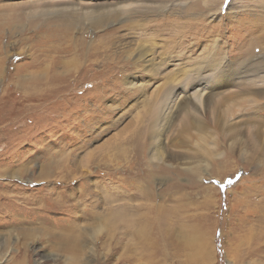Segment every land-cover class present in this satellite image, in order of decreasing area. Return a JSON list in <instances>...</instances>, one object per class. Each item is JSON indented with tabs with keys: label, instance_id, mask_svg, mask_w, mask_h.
I'll list each match as a JSON object with an SVG mask.
<instances>
[{
	"label": "rangeland",
	"instance_id": "374dc122",
	"mask_svg": "<svg viewBox=\"0 0 264 264\" xmlns=\"http://www.w3.org/2000/svg\"><path fill=\"white\" fill-rule=\"evenodd\" d=\"M183 1L68 28L46 16L67 0H0V264H264V97L225 86L164 115L201 63L264 57V0Z\"/></svg>",
	"mask_w": 264,
	"mask_h": 264
},
{
	"label": "bare ground",
	"instance_id": "6f19581e",
	"mask_svg": "<svg viewBox=\"0 0 264 264\" xmlns=\"http://www.w3.org/2000/svg\"><path fill=\"white\" fill-rule=\"evenodd\" d=\"M67 1H68L67 4H62L64 6H59L61 4H58L50 8L49 13L46 16H49L51 18L53 17L54 21L56 20L57 22H59L60 26L61 25L67 26L68 28H72L73 25L80 24L81 20H83V19L80 20L75 15L87 16V18H84L85 16H83V18L88 19L87 22H89V24L91 23L94 27H97L102 23H104L106 20L108 21L109 19L112 21L125 20L129 22L132 20L133 15H136L137 13H139L141 16H145L147 14V16L149 17L153 14L161 15L167 12L169 9L174 10L175 7H184L185 5L183 3L184 2L183 0H147L142 3L140 2L129 3L130 0H102L103 4H101V2L100 3L98 2L97 4L98 6L95 7L92 5L90 6L89 4L83 5V2L75 3L74 0L73 1L67 0ZM91 1L95 2L96 0H91ZM223 1L220 3L219 0H204V3L207 6L205 12L217 10V5L220 4L218 7V13L219 12L221 13ZM248 3H249L248 0H231V2L227 6L228 9L227 15L234 13V15L239 16L240 12L241 13L244 12L245 9L249 7ZM73 4H77V5H73ZM107 5L113 6L110 7L109 9L110 14L107 15V18L104 16L100 17V15L89 18L94 12L101 13V8ZM55 10L57 12L56 14H54ZM188 11L190 12L193 11V6L189 10H183V12H188ZM214 16L215 14L211 15V18H213ZM253 45L254 44H250L246 48L247 49L246 51L247 53H249V55H251L252 52H256L255 51L256 48H259L256 47L255 49H253L254 51H252ZM151 55H152V49L150 47L147 48V51L141 49V51L138 53L135 59L136 63L145 61V59L146 58L148 59L149 57H151ZM214 59L216 60L217 57ZM248 59L249 61L247 64L242 62L239 65H234V63H229L230 64L229 65L227 64V62L222 60L221 64H219L220 61L219 62L216 61V64L205 66L204 65L205 62H203L194 69L195 73H189V72L185 73L183 79H181L182 83L173 86L172 96L170 94L171 96L170 101L165 106V111L163 110L165 113L164 114L165 117L166 115H168V110L171 109L172 107H174L175 109L178 108V110H180V108H183V105L187 101L201 102L205 98L206 100H208V96H210L213 91L219 90L225 86L229 87L231 85L232 86L234 85L235 87H242L243 90H241L240 92H235L234 94L244 93V94H251L259 97H264V57L263 56L256 57L252 55V57H249ZM211 62L209 64H211ZM145 63L147 64V68L155 65L152 62V59L146 60ZM238 67H242V68H238ZM199 74H204V75L201 78V75ZM41 76L42 75H40L39 77ZM184 81H188V82L184 83ZM129 83L132 84L133 82H129ZM229 95H233V94L230 93ZM204 107H206V105ZM202 109L203 106L201 107V110ZM193 122L194 121L192 120V118L187 120V124H194ZM199 128L205 129L207 127L206 125L200 124ZM188 130L189 128L185 127L183 131L187 132ZM197 172L198 171H196V174H199ZM47 173L48 172H45L43 175H47ZM122 208L124 209L121 212L120 211L121 207H118L113 214H110V218L116 219V221L122 219L124 224H127L128 220L130 219L129 217L130 212L128 211L126 206ZM126 228L128 229V227ZM128 232H130L131 235H133L132 231L129 230ZM137 234L138 237L144 236L143 231L141 230L137 233L134 232V235Z\"/></svg>",
	"mask_w": 264,
	"mask_h": 264
}]
</instances>
